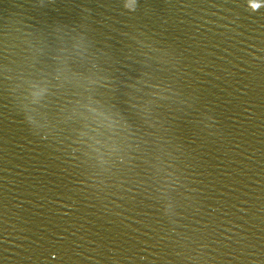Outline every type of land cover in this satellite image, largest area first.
Returning a JSON list of instances; mask_svg holds the SVG:
<instances>
[{"label": "water", "instance_id": "water-1", "mask_svg": "<svg viewBox=\"0 0 264 264\" xmlns=\"http://www.w3.org/2000/svg\"><path fill=\"white\" fill-rule=\"evenodd\" d=\"M0 264H264V90L147 120L2 189Z\"/></svg>", "mask_w": 264, "mask_h": 264}, {"label": "snow or ice", "instance_id": "snow-or-ice-1", "mask_svg": "<svg viewBox=\"0 0 264 264\" xmlns=\"http://www.w3.org/2000/svg\"><path fill=\"white\" fill-rule=\"evenodd\" d=\"M137 2L138 0H128V3L130 5L129 10H135L137 6ZM42 95H43V92L37 93V96H42Z\"/></svg>", "mask_w": 264, "mask_h": 264}]
</instances>
